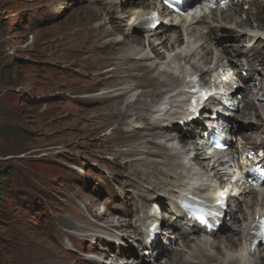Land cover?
<instances>
[{"label": "rangeland", "instance_id": "374dc122", "mask_svg": "<svg viewBox=\"0 0 264 264\" xmlns=\"http://www.w3.org/2000/svg\"><path fill=\"white\" fill-rule=\"evenodd\" d=\"M103 6L96 0H0V176L7 191L0 206V264H57L60 257L69 264H115V253L121 249L129 254L119 256L118 264L134 253L133 259L154 263L149 251L132 245L130 231L125 236L118 227L103 229L106 225L98 219V211H109L111 222L117 224L121 214L133 213L140 203L135 197L140 191L129 185L137 186L130 177L140 167L134 164L138 157L126 158L124 153L116 157V152L137 143L139 137L130 136L136 123L130 124L126 117L118 128L117 117L109 115L116 111L118 98L113 95L129 81L128 74H134L136 66L133 51L123 60L126 45L145 39L143 33H133L125 45L116 47L121 52L115 53L112 65L96 67V57L108 53L96 55L81 29L98 28L100 21L87 22V17ZM117 6L118 15L112 17L120 16L126 25L128 16ZM261 18L264 27V14ZM141 47L153 57L147 42L145 46L142 40ZM131 80L136 82L135 77ZM126 98L131 96H122ZM229 117L235 133L245 134L244 112H232ZM263 131L261 126L258 132ZM115 133L122 143L112 141ZM253 133L249 131L248 136ZM234 143L238 145L236 139ZM142 146L140 150L147 151V143ZM149 181L151 176L143 185ZM150 208L143 209L152 217ZM134 217L128 220L134 223L143 213Z\"/></svg>", "mask_w": 264, "mask_h": 264}, {"label": "bare ground", "instance_id": "6f19581e", "mask_svg": "<svg viewBox=\"0 0 264 264\" xmlns=\"http://www.w3.org/2000/svg\"><path fill=\"white\" fill-rule=\"evenodd\" d=\"M96 2L104 6L91 10L87 22L100 21V25L98 28L86 25L81 29L93 44L96 55L108 53L103 58L96 57V67L114 62L115 53L121 52L116 47L125 45L128 37L135 36V32L144 34L145 39L139 38L145 46L147 42L148 50L153 55L150 57L142 50V40L134 39L132 44L131 41L126 43L129 47L122 56L123 60L133 51L136 66L134 74H128L129 81H123L125 83L117 90L118 94L113 95L118 98L114 103L116 111L109 115L110 119L117 117L118 128L122 127L126 117L130 124L136 123L132 125L130 136L139 137L137 143L130 149L116 152V157L122 153L126 158L131 154L138 157L134 158V164L140 167L137 166L138 169L130 177L137 186L132 182L129 185L140 191L135 194L140 203L134 206L133 213L121 214L122 219L117 224L111 222L112 213L109 211H98V219L104 221L106 226L103 229L118 227L125 236L130 231L134 246L141 248L142 241L146 239L143 246L149 250L154 262L146 258L133 259L136 256L134 253L122 264H176L178 259L180 264H264V246L249 254L242 249L249 226L264 216V193L255 191L252 184L245 180L246 176L233 184L235 173L249 165L243 159L245 155L254 154L252 164L264 163V159L258 158L264 149V131L258 132L264 126V99L260 98L256 84L261 81V90L264 88V27L260 26L264 0H229L232 9L228 12L215 11L209 16L192 15L187 18L172 15L154 0L146 3L145 0ZM117 5L122 6L120 12L128 16L126 25L120 16L118 20L112 17L114 13L118 15ZM164 17L170 20L165 22ZM120 23L123 29L119 28ZM155 24L159 27L156 32H151L149 27ZM156 33L162 36L157 37ZM121 34L123 38L120 39L118 35ZM110 44H114V47ZM162 50H165L164 56ZM250 68L252 75L247 80L241 73ZM134 77L135 83L131 80ZM196 78L204 91L199 102L204 98L207 100L195 108L199 114H189L185 110L186 90ZM135 84L137 90H134ZM238 84L244 88H238ZM127 94L131 98L122 100V96ZM239 97L243 100H239ZM121 103L123 110L118 107ZM215 104L218 106L211 110L210 106ZM135 105L139 106L133 109ZM249 109L252 114L245 113ZM240 110L244 112V120L248 124L242 128V132L246 133L238 138V145L235 146L231 138L235 131L231 127L229 114ZM108 124L110 121L102 124L101 128ZM135 128H139V131ZM208 130L223 134L230 148L226 152L209 154L211 145L205 138ZM251 130L255 134L248 136ZM120 138L115 133L111 139L120 144ZM144 140L148 146L145 152L140 150L144 147ZM150 176L151 181L145 187L143 182ZM220 193L227 195L228 204L226 209L218 211L216 218L219 225L210 234L204 233L176 207L177 200L183 196L217 199ZM150 206L160 218L149 217L151 214L144 212ZM133 216L135 219L142 218L131 223L128 219ZM142 227L146 228L147 234L150 231L153 235L144 237ZM84 236L87 238L89 235ZM128 254L125 250H119L113 263L118 264L119 256L124 258ZM57 264H69V261L60 257Z\"/></svg>", "mask_w": 264, "mask_h": 264}, {"label": "trees", "instance_id": "16d2710c", "mask_svg": "<svg viewBox=\"0 0 264 264\" xmlns=\"http://www.w3.org/2000/svg\"><path fill=\"white\" fill-rule=\"evenodd\" d=\"M3 69V68H2ZM5 69H9L8 67H5ZM3 81L2 79L0 80V82ZM9 84H11V82H9ZM5 180H3V176H0V206L3 202V194L6 193V189L2 186H4Z\"/></svg>", "mask_w": 264, "mask_h": 264}, {"label": "snow or ice", "instance_id": "6c2138e0", "mask_svg": "<svg viewBox=\"0 0 264 264\" xmlns=\"http://www.w3.org/2000/svg\"><path fill=\"white\" fill-rule=\"evenodd\" d=\"M198 218H201L202 219V217H198Z\"/></svg>", "mask_w": 264, "mask_h": 264}]
</instances>
